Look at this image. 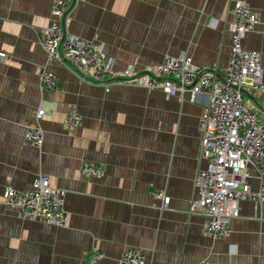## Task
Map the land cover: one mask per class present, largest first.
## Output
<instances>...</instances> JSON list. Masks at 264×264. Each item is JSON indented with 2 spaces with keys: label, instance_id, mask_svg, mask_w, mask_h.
I'll use <instances>...</instances> for the list:
<instances>
[{
  "label": "crops",
  "instance_id": "0c3cea01",
  "mask_svg": "<svg viewBox=\"0 0 264 264\" xmlns=\"http://www.w3.org/2000/svg\"><path fill=\"white\" fill-rule=\"evenodd\" d=\"M235 0H75L64 19L66 33L101 44L114 70L143 71L166 59L189 56L195 65L224 77L232 51ZM246 2L260 22L243 48L262 53L264 0ZM53 0H0V264H118L129 249L146 252V264H264V203L240 202L230 233L213 239L207 219L189 213L197 198L201 158L200 119L210 105L207 91L169 97L138 85L83 82L67 66L51 69L58 89L46 91L39 71L46 63L42 34ZM264 115V95L245 94ZM43 105L46 115L36 121ZM72 108L83 117L66 126ZM37 124L44 145L26 143ZM84 162L104 167L85 177ZM252 189L260 186L251 170ZM40 175L63 191L67 223L29 220L3 204L6 188L30 190ZM155 192L171 198L167 209Z\"/></svg>",
  "mask_w": 264,
  "mask_h": 264
},
{
  "label": "built area",
  "instance_id": "2783aa9c",
  "mask_svg": "<svg viewBox=\"0 0 264 264\" xmlns=\"http://www.w3.org/2000/svg\"><path fill=\"white\" fill-rule=\"evenodd\" d=\"M75 0H53L48 24L40 30L46 63L39 71L40 86L46 91L58 89V78L51 67L60 63L69 67L83 82L100 83L109 92L111 85H138L147 90L162 91L169 97L190 93L191 100L204 91L210 94V105L200 119L201 158L206 162L195 178L197 198L189 213L207 219L205 233L213 239H223L230 233V221L240 216V202L264 203V115L252 110L247 91L264 95L262 53L243 48V40L260 22L259 16L244 1L235 0L232 24V51L224 77L215 71L202 69L192 58L182 56L166 59L162 64L136 71L128 67L122 73L114 70L113 58L107 57L101 44L66 33L64 19ZM6 54L0 53V60ZM46 115L43 105L35 113L36 121ZM83 117L72 108L66 126L77 129ZM26 143L41 149L44 132L37 124L27 127ZM251 170H256L260 186L252 189ZM85 177L103 176L104 167L84 162ZM63 191L52 187L47 175H40L30 190L11 187L3 193V204L13 213L29 220H44L61 227L67 223ZM161 209H167L171 198L155 192ZM105 258L98 250L88 256L89 264ZM142 249H129L118 257V264H146ZM204 264V263H198Z\"/></svg>",
  "mask_w": 264,
  "mask_h": 264
}]
</instances>
